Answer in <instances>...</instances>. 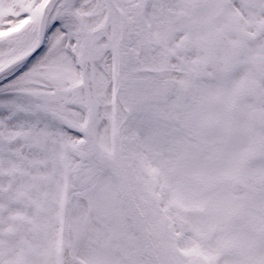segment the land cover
Returning <instances> with one entry per match:
<instances>
[{
	"label": "snow or ice",
	"instance_id": "snow-or-ice-1",
	"mask_svg": "<svg viewBox=\"0 0 264 264\" xmlns=\"http://www.w3.org/2000/svg\"><path fill=\"white\" fill-rule=\"evenodd\" d=\"M0 264H264V0H0Z\"/></svg>",
	"mask_w": 264,
	"mask_h": 264
}]
</instances>
